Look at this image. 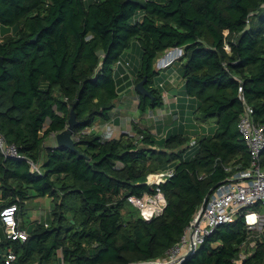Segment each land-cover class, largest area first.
Wrapping results in <instances>:
<instances>
[{"label": "trees", "instance_id": "trees-1", "mask_svg": "<svg viewBox=\"0 0 264 264\" xmlns=\"http://www.w3.org/2000/svg\"><path fill=\"white\" fill-rule=\"evenodd\" d=\"M2 26L12 30L0 32V131L40 170L0 148V210L17 203L19 218L31 199L50 197L52 205L44 219L20 224L25 240L9 237L0 221V264L164 258L209 190L250 165L238 127L245 109L239 86L264 124V0H0ZM134 39L142 47L134 82L146 77L152 90V96L138 92L143 112L160 106L167 88L151 84L160 73L157 58L184 47L174 65L185 94L197 100L194 119L216 123L214 132L193 123L192 134L202 135L191 157L183 156L192 139L186 131L161 137L137 122L134 133L118 137L87 131L112 119L120 98L117 62ZM75 102L78 150L48 143L68 126ZM170 167L174 174L162 184L165 210L146 220L128 197L154 192L150 173ZM248 236L242 215L207 235L183 264H233ZM10 249L17 259L7 263ZM263 261L261 243L247 263Z\"/></svg>", "mask_w": 264, "mask_h": 264}, {"label": "built area", "instance_id": "built-area-1", "mask_svg": "<svg viewBox=\"0 0 264 264\" xmlns=\"http://www.w3.org/2000/svg\"><path fill=\"white\" fill-rule=\"evenodd\" d=\"M225 47L228 50L231 49L229 43H226ZM184 54V47H170L157 58L155 68L159 72L166 71ZM119 65H123L129 70L131 62L120 59L117 62V66ZM165 82L166 80H160V86L164 87ZM239 92L245 109L240 115L238 127L249 147L250 165L247 168L237 169L233 175L219 183L205 208L198 211L187 226L181 240L167 251L164 258L134 261L130 264H183L185 254L196 253L207 235L213 233L223 224L235 222L242 215L245 217L249 236L240 244V251L233 259V264H249L247 263L248 259L256 253L259 245L264 243V124L255 118L254 108L247 102L243 84H240ZM164 96L168 97L166 91ZM175 100H177V96ZM176 118H179V115H176ZM95 125L87 128V131L97 128ZM129 132L134 133L132 127ZM115 133L114 125L111 123L103 125L102 135L104 138H112ZM194 144H196V140L192 141V145ZM0 148L6 156L26 158L35 169L40 170V164L21 154L17 145L10 143L1 131ZM227 169L231 170L229 167ZM173 174L174 168L161 169L151 173L149 177L156 183L155 191L142 196L130 195L128 197V201L139 209L144 219L151 220L165 210L167 197L162 184ZM18 209L17 203L5 205L0 210V221L9 237L25 240L29 233L26 228L20 227ZM16 259L17 254L10 249L6 255V262L10 263ZM254 264H264V261Z\"/></svg>", "mask_w": 264, "mask_h": 264}, {"label": "crops", "instance_id": "crops-1", "mask_svg": "<svg viewBox=\"0 0 264 264\" xmlns=\"http://www.w3.org/2000/svg\"><path fill=\"white\" fill-rule=\"evenodd\" d=\"M7 29H10V28H5L4 26H2L0 28V31L4 32ZM1 39L2 37L0 36V40ZM135 44L137 43L135 42L133 44V47ZM122 59H129V56L124 55ZM131 65H130L129 70L124 68V66L122 65V68L119 70V73L117 75L118 83H119V90H120V98L117 100V104L113 109L112 119L109 122H106V123H111L112 125L115 126L116 133L114 137H118L123 133H130L129 132L130 128L132 127V123L134 122L147 125L149 128H151V130L154 133H157L161 137L165 136L167 133L171 131L173 132L176 130L188 132L189 131L188 124H186V126H183V123L180 122L178 126H176L175 124H173L172 127L168 126V123H170L171 121V115H173V118H174L173 120L177 119L176 115H179L178 119H180V121L183 119L181 110L176 109V107L177 106L179 107L181 104L180 100L182 99L181 98L182 96L179 97V94L183 93V90H182L183 86H180V88L175 89V85L179 83L180 81L182 82L184 81L181 80L182 75L180 71L177 69L176 65H173L169 67L166 71H163L162 72L163 78L160 79V80H166L167 88L165 91L167 92L168 97L163 96V103L157 108L150 109L147 112H143L141 108L139 107L140 97L138 95V91L135 89V87L134 89H131L130 87L132 83L134 86L136 85L133 79L135 78L136 73L133 74ZM176 96H177V100H175ZM191 100H195V99L190 98V101ZM163 104L166 106L165 110H164ZM175 104H177L176 107H175ZM172 110H173V113H171ZM193 123L197 125L198 122L194 119ZM104 124L105 123L98 122L96 123L95 127L96 126L98 127L101 125V127L97 129H99L100 132L102 133V127ZM202 131L206 132V129ZM50 139H51V142L48 141V143L57 144V140L55 136H52ZM193 140L195 141L196 139H193ZM185 151L186 149L183 151V156H184ZM41 219H44V217L42 216L38 220H41ZM2 227H0V239L3 238ZM60 264H65V263L62 260Z\"/></svg>", "mask_w": 264, "mask_h": 264}, {"label": "rangeland", "instance_id": "rangeland-1", "mask_svg": "<svg viewBox=\"0 0 264 264\" xmlns=\"http://www.w3.org/2000/svg\"><path fill=\"white\" fill-rule=\"evenodd\" d=\"M5 27V26H4ZM1 32V31H0ZM134 42H136L137 44L134 45V47L132 49H127L126 55L129 56V59H123L125 61H130L131 62V69L133 71V74H135L137 72V68L139 66V62H140V58H141V52H142V47H141V43L138 39H134ZM157 61V60H156ZM156 64V63H155ZM130 68V66H129ZM163 71H161L159 74L156 75L154 81L151 84L154 85H158L160 79L163 78ZM181 80H183L184 82L180 81L179 83H177L175 85V89L180 88V86H183L182 90L183 93L179 94V97H181L182 99L180 100L181 104L178 107L177 104H175V107L177 110H181L182 112V116H183V121L180 119H175L173 120V115H171V121L170 123H168L169 127H172L173 124H175L176 126H178V124L181 122L183 123V126H186V124H188V133L191 134L192 139L189 142V146L186 148V151L184 153V157H191L195 150H196V146L192 145V141H194L193 139L198 140L199 137L202 135V132H199L197 135H193V122H194V115L193 112L195 110V108L197 107V100L196 98H192L195 100H191L190 101V97H188L185 94V78L183 76H181ZM133 82V81H132ZM131 89H134V85L133 83L131 84ZM176 102V101H175ZM190 103V105H189ZM164 106V110L166 109V106L163 104ZM189 108V109H188ZM188 117V119H187ZM191 123V124H190ZM199 123V127L197 126V128L200 130V124L204 126V128L206 129V132H208L209 127H211V132H214L216 130L215 127V120H209L208 122H198ZM197 123V124H198ZM101 127L98 126L97 128ZM172 132V131H171ZM48 141L51 142L50 137L48 138ZM157 172V171H156ZM153 173V172H152ZM151 174V173H150ZM51 205H52V200L50 197H37L34 199H31L27 205H26V210L25 213L22 216H19V224H21V226L23 224H25L26 226H29L30 224L34 223L35 220H38L40 217H46L49 216L50 213V209H51ZM131 207V206H130ZM132 208V207H131ZM127 208H125V212H127Z\"/></svg>", "mask_w": 264, "mask_h": 264}, {"label": "water", "instance_id": "water-1", "mask_svg": "<svg viewBox=\"0 0 264 264\" xmlns=\"http://www.w3.org/2000/svg\"><path fill=\"white\" fill-rule=\"evenodd\" d=\"M147 83H148V80L145 77L136 83L135 88L140 94L144 96H152V90L147 86ZM76 104L77 102H75L71 107L70 116L68 119V126L62 131L57 132L55 136L57 140V146L67 147L72 150H78L76 147V140L74 138L75 127L80 123V121L77 118ZM218 185L219 183L213 186L209 190V192L207 193L205 197L202 209L205 208L207 201L209 200L211 194L214 192V190L217 188ZM190 255H191L190 253H186L184 258L186 259L190 257Z\"/></svg>", "mask_w": 264, "mask_h": 264}]
</instances>
